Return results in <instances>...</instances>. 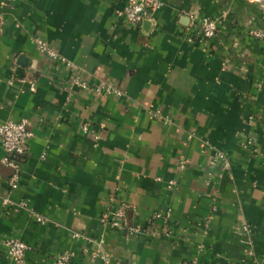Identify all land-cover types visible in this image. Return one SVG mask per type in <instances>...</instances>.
<instances>
[{"label": "crops", "instance_id": "0c3cea01", "mask_svg": "<svg viewBox=\"0 0 264 264\" xmlns=\"http://www.w3.org/2000/svg\"><path fill=\"white\" fill-rule=\"evenodd\" d=\"M125 2L0 0V124L26 119L34 132L15 190L0 140V264L11 263L8 237L30 246L27 264L64 252L74 264H264V39L250 33L261 9L163 0L154 24H130L116 15ZM204 17L221 23L203 46L187 37ZM40 40L77 68L41 53ZM75 77L122 95L71 86ZM122 201L136 207L133 224L159 234L167 226L153 215L170 210L172 234L104 225Z\"/></svg>", "mask_w": 264, "mask_h": 264}, {"label": "built area", "instance_id": "2783aa9c", "mask_svg": "<svg viewBox=\"0 0 264 264\" xmlns=\"http://www.w3.org/2000/svg\"><path fill=\"white\" fill-rule=\"evenodd\" d=\"M258 5L263 14L264 20V0H248ZM164 5L163 0H126L123 8L116 11V15L119 19L124 20L130 24H141L145 19L154 20V12L160 9ZM221 20L216 17H204L200 19L195 25V31L192 32L187 39L190 42L198 43L199 45H206L212 38H214L219 30V24ZM5 20L0 17V30L4 27ZM252 36L257 39H264V24L259 28H254L250 30ZM39 50L41 53L47 55L53 61L77 68L66 57L60 55L54 48H52L46 41H38ZM71 86H79L88 90H92L99 95H116L121 96L122 91L116 89L111 84L105 82L98 83L94 86L88 85L80 77H75L71 81ZM31 89L35 90V84L31 85ZM153 115H159V111L153 113ZM82 129L84 132L90 131L88 124H83ZM34 136L33 130L29 126V122L26 119L15 121L7 120L0 124V140L5 151V156L2 158L1 162L8 166L11 170L8 183L12 190L17 189L20 186L23 161L26 154L30 148V141ZM98 138V135H95ZM213 164H220L224 172H230L231 161L227 154L223 151H216L213 158ZM174 181L171 180L169 186L171 187ZM2 204L9 209L15 206V203L9 196L2 198ZM20 206L23 208H28L29 204L27 201H20ZM137 213L136 207L129 202L122 201L117 206L113 207L109 212L103 213L102 223L106 226L112 228H118L125 231L128 234H138L144 233L153 237H159L161 235L170 236L172 230L168 223L171 219V211L162 213L157 212L153 215L152 225L154 222L164 221L167 228H165L160 234L159 232L152 231L150 228L141 227L133 224L132 219ZM36 221L39 223L45 222L46 218L41 215H35ZM244 230L251 232V228L248 225L243 226ZM80 236V234H77ZM6 247V254L10 260V264H27V253L30 246L20 238L8 237L3 241ZM250 255L254 254V251L250 249L248 251ZM93 257L100 256L106 263L111 259L110 254L98 250L94 252ZM56 264H74L73 254L69 252L61 253L56 258ZM190 264H200L196 260L192 261Z\"/></svg>", "mask_w": 264, "mask_h": 264}, {"label": "water", "instance_id": "95a60500", "mask_svg": "<svg viewBox=\"0 0 264 264\" xmlns=\"http://www.w3.org/2000/svg\"><path fill=\"white\" fill-rule=\"evenodd\" d=\"M143 23H148V24H154V20H152V19H145L144 21H143Z\"/></svg>", "mask_w": 264, "mask_h": 264}]
</instances>
